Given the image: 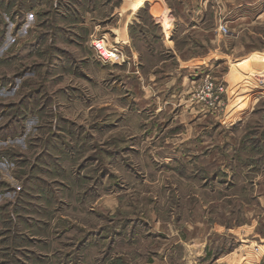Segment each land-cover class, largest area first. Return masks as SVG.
<instances>
[{
    "label": "rangeland",
    "instance_id": "obj_1",
    "mask_svg": "<svg viewBox=\"0 0 264 264\" xmlns=\"http://www.w3.org/2000/svg\"><path fill=\"white\" fill-rule=\"evenodd\" d=\"M124 1L0 0V264H264V91L240 99L227 75L264 88V3L227 20V0H190L176 51L225 60L200 75L225 93L198 101L194 77L179 107L150 99L178 62L145 9L152 60L117 48Z\"/></svg>",
    "mask_w": 264,
    "mask_h": 264
},
{
    "label": "crops",
    "instance_id": "obj_2",
    "mask_svg": "<svg viewBox=\"0 0 264 264\" xmlns=\"http://www.w3.org/2000/svg\"><path fill=\"white\" fill-rule=\"evenodd\" d=\"M139 1L140 0H125L121 5L118 13L119 19L117 20V26H113L114 28L112 31L115 40H117V42H115L117 43V48H119L123 52H126L128 62L131 61L132 63H139L140 65L139 60H141V58L144 59L142 56H144L146 59L150 58V61L152 60L153 47H151L147 41L138 42L139 40L137 39L139 38V36L141 37L140 32H142L143 29V31L145 32H147L148 29V26L143 24L140 20V14L142 13V10L145 9L143 11H146L149 14L151 22L150 24H153V26L157 27V35L155 37L152 36V39L161 46L162 50L165 53L173 54L178 62V65H176L175 68L171 70V72L166 75L165 78H154L153 80H150L151 83H149L148 85H150L151 87L149 88V90L154 94L158 93V95H160L159 98L155 95V97H151L150 99H164L165 101L170 103L176 101L179 102V107H183L184 104L182 101L185 99L184 94H187L188 90L193 88V85L195 84V82L193 83L191 79H193L194 77L196 79L200 75H202V70H205L208 74L213 70H216L215 63L217 61H226L220 58L219 55L215 54L211 56H198V54L192 55L185 59L181 57V55H179L176 51L175 43H177V41L179 40V37H177L178 34H182L183 28H192L195 27L192 25L198 24L200 16H202L203 13V7L196 6L194 3L191 4L190 0H178V5L176 7L168 5L166 0H146L143 1V7L135 8L133 4ZM207 2L208 0L204 3L205 6H207ZM234 2L235 1L232 0H227L224 3L222 2L226 19L231 17L232 15H238V13L242 12V10H244L246 6H249L244 2ZM257 2L264 3V0H257ZM215 4L220 3L218 1H213L212 5L215 6ZM204 9H206V7H204ZM165 10L168 12V15L165 16L167 21L166 23H168V25L161 20L162 14L165 12ZM165 24L167 25V27H164ZM174 34H176L177 36H175ZM137 46L142 47V53L139 50H136ZM236 65L237 64H235L234 66ZM227 75L229 79H233L230 82V90L232 89L235 95L241 97L240 99H242L243 97L247 98L249 96L247 94H250L248 93L249 91H252V94L259 90L264 91V88L260 86L258 87V85H254V87L251 88L248 87L250 89H245V81L242 82L240 79L237 80L239 73L236 67H233V69H231L229 65V73ZM134 80L136 83H138L141 79L135 76ZM237 81L238 83H235ZM156 87L157 90H155ZM174 92L178 93V98H174ZM207 140H211L210 136L207 137Z\"/></svg>",
    "mask_w": 264,
    "mask_h": 264
},
{
    "label": "built area",
    "instance_id": "obj_3",
    "mask_svg": "<svg viewBox=\"0 0 264 264\" xmlns=\"http://www.w3.org/2000/svg\"><path fill=\"white\" fill-rule=\"evenodd\" d=\"M219 31L224 35L229 34L228 28L224 25L219 28ZM92 46L97 53L98 60L102 63L109 64L111 62H118L121 58L122 53L118 49L107 47L102 39H95L92 41ZM196 89L197 100L213 107L215 106L216 101H218L225 93L224 86L216 83L209 75L200 78ZM254 251L255 253L259 252L258 249H254Z\"/></svg>",
    "mask_w": 264,
    "mask_h": 264
}]
</instances>
